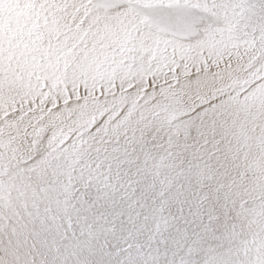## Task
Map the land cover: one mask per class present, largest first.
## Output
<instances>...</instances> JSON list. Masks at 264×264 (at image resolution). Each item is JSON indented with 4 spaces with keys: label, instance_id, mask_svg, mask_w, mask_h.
I'll use <instances>...</instances> for the list:
<instances>
[{
    "label": "snow or ice",
    "instance_id": "snow-or-ice-1",
    "mask_svg": "<svg viewBox=\"0 0 264 264\" xmlns=\"http://www.w3.org/2000/svg\"><path fill=\"white\" fill-rule=\"evenodd\" d=\"M0 264H264V0H0Z\"/></svg>",
    "mask_w": 264,
    "mask_h": 264
}]
</instances>
